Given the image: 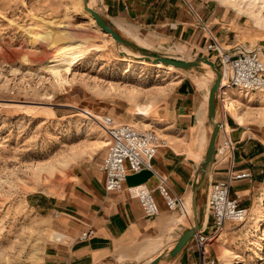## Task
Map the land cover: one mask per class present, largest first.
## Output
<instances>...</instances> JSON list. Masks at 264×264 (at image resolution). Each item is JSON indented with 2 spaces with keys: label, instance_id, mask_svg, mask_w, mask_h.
<instances>
[{
  "label": "rangeland",
  "instance_id": "rangeland-1",
  "mask_svg": "<svg viewBox=\"0 0 264 264\" xmlns=\"http://www.w3.org/2000/svg\"><path fill=\"white\" fill-rule=\"evenodd\" d=\"M215 1L235 18L220 26L228 33L221 47L231 52L241 46L255 49L264 61V0ZM83 2L0 0V264H48L46 248L58 231L53 204L71 189L78 165L100 160L105 153L107 137L98 120L110 116L115 123L162 135L163 113L177 73H183L171 66L136 62L142 55L173 57L175 51H148L118 31L133 47L117 44L99 29ZM91 7L97 12L96 0ZM77 41L85 44L86 56L75 59L67 71L60 60L56 77L46 61L49 66L62 59L63 55L54 57L55 50ZM203 55L220 73L216 54L204 49ZM209 67L202 65L193 74L198 86L208 89L216 78L210 77ZM223 92L228 95L225 109L246 129L264 127V95L244 97L230 88ZM218 100L217 124L224 114ZM226 118L233 119L227 113ZM224 145L218 130L215 151L220 147V157L226 156L221 163L229 161ZM244 182L250 188L245 220L225 222L207 243L206 255L215 264H264V179ZM208 186L202 191L205 200ZM176 215L185 227L193 225L189 213L188 219Z\"/></svg>",
  "mask_w": 264,
  "mask_h": 264
},
{
  "label": "crops",
  "instance_id": "crops-1",
  "mask_svg": "<svg viewBox=\"0 0 264 264\" xmlns=\"http://www.w3.org/2000/svg\"><path fill=\"white\" fill-rule=\"evenodd\" d=\"M96 2L97 13L103 20L115 31L124 32L139 47L148 51L172 49L175 56L171 58L185 61L204 58L203 50L211 37L220 44L225 43L228 33L223 34L224 29L220 26L235 21L233 13L215 0ZM231 42L235 43L236 40ZM232 46L234 49L237 45ZM199 68L178 69L183 73H177L170 105L163 113L165 128L159 135L166 146L160 147L151 161L153 170L165 178L169 188L186 202V206H191L201 155L205 143L209 141L207 104L210 88L200 87L196 83L193 74ZM226 96L223 92V103ZM222 111L234 119L226 118L225 121L231 142L229 161L227 159V162L221 163L226 156L220 157V151L216 154L217 161L211 165L204 188L228 173L249 172L251 179L234 182L230 189L233 196H239L240 206L246 208L249 200L245 197L249 196L250 188L248 182L244 181L255 184L264 179V127L246 129L243 126L245 123L240 122V118L237 121L229 109L224 107ZM101 159L78 165L71 189L53 204L57 207L54 218L58 238L54 234L57 239L46 248L48 264H148L162 251L171 250L179 236L192 227L174 223L176 214H181L179 211H167L158 197L159 213L148 218L138 201L130 197L125 189L119 192L105 191ZM138 184L154 189L157 179L151 171L144 169L137 174L127 175L124 188ZM204 188L197 193L195 205L199 213L200 232L210 234L213 225L202 196ZM190 206L188 213L192 217ZM89 231L92 234L83 238L82 235ZM171 235L172 243L167 246ZM160 243H164L160 251L148 254L149 248ZM199 263L200 253L195 240L191 239L173 258L162 259L157 264Z\"/></svg>",
  "mask_w": 264,
  "mask_h": 264
},
{
  "label": "built area",
  "instance_id": "built-area-1",
  "mask_svg": "<svg viewBox=\"0 0 264 264\" xmlns=\"http://www.w3.org/2000/svg\"><path fill=\"white\" fill-rule=\"evenodd\" d=\"M205 51L216 54L221 78L225 75L224 88L237 90L244 97L249 94L264 95V61L258 50L240 48L231 52L223 49L217 40L211 37ZM225 117L226 113L223 114L224 120ZM223 119L218 123V130L223 133L226 147L230 150L229 131H226V122ZM98 122L107 137L105 153L100 163L105 191L119 192L125 189L130 197L138 201L143 214L148 218L159 213L156 197L160 198L167 211H179L181 215L187 216L186 202L173 193L165 178L154 171L151 165L157 150L166 146L164 139L150 129H139L127 123H115L110 116H103ZM144 169L151 171L157 179L154 189L143 184L124 188L127 175L137 174ZM249 179H251L249 172H231L209 184L206 205L210 211L214 232L209 235L199 230L193 236L200 253L199 264H215V259L206 256L205 246L215 233L221 230L225 222L241 223L245 220L247 209L240 206L238 195L230 196V189L234 182ZM91 234L92 231H89L82 237L86 238Z\"/></svg>",
  "mask_w": 264,
  "mask_h": 264
},
{
  "label": "water",
  "instance_id": "water-1",
  "mask_svg": "<svg viewBox=\"0 0 264 264\" xmlns=\"http://www.w3.org/2000/svg\"><path fill=\"white\" fill-rule=\"evenodd\" d=\"M87 1L88 0H84L83 2L84 9L87 12H89V14L92 16L97 26L103 31V33L109 35L117 44L133 47V44L122 39L121 36L117 33V31H115L112 27H110L94 9L88 8ZM141 57L145 59V61L152 64H156L159 62L162 65L165 66L170 65L176 69H181V70H191L194 68L201 67L202 64H207L208 66H210L211 70L215 73L216 76L213 85L209 89L208 104H207V123L211 133L209 136V141L205 151V155L203 161L200 164L198 176L195 180V185L192 192L191 203H192L193 225L191 228H189L179 236V238L175 242L174 247L171 250L167 251L165 254L158 255L157 257H155V259H153V261L148 263V264H157L162 259L173 258L180 251V249L193 238L195 233L201 229V225L199 223V213L197 212L195 205V197L197 193L200 190H202L205 186L207 176L210 172L211 165L214 162V158L216 154L215 143L218 135V124L217 122H215L216 107H217L216 92L220 83L221 75L211 62L203 58H198L191 61H185V60H180L166 56H153L151 58L149 55H142Z\"/></svg>",
  "mask_w": 264,
  "mask_h": 264
},
{
  "label": "bare ground",
  "instance_id": "bare-ground-1",
  "mask_svg": "<svg viewBox=\"0 0 264 264\" xmlns=\"http://www.w3.org/2000/svg\"><path fill=\"white\" fill-rule=\"evenodd\" d=\"M92 2H94V0H88L87 1V7L88 8H90V9H92V7H91V4H92ZM93 6V5H92ZM94 9V8H93ZM89 13V12H88ZM92 17V16H91ZM255 19V18H254ZM94 20V19H93ZM256 23H260L259 21H260V18H256ZM100 29V28H99ZM37 35V34H36ZM36 35L35 34H33V36L34 37H36ZM110 37V36H109ZM111 38V37H110ZM38 39V38H37ZM40 39V38H39ZM112 39V38H111ZM113 40V39H112ZM79 41V40H78ZM76 42V43H74V44H67V45H64V46H61L60 48H57L56 50H55V52L53 53L54 54V57H58L59 58V56L61 55H63L62 56V59H59V60H56V61H54V62H52L49 66H48V64H49V62H47L46 61V68L47 69H50V71H52V73H53V75H55L56 77H59L60 76V73H59V69L61 68V62H60V64L58 63L60 60L61 61H64V63H62L63 65H65V70L67 71V70H69L70 69V67L72 66V64H73V61L75 60V59H81V58H83L84 56H86V54H87V49H85V44L83 43V42ZM114 41V40H113ZM123 49V48H122ZM125 51H127V50H122V52H124L125 53ZM131 54H129L128 56H130ZM135 57V56H134ZM126 58V57H125ZM78 59V60H79ZM127 59H129V58H127ZM129 60H132V59H129ZM52 61V60H51ZM134 61V60H133ZM136 62H138V63H141V64H144V65H146V63H149V62H147V61H145L143 58H141L140 60H138V61H136ZM75 63V62H74ZM157 64H161V63H156V64H154V65H157ZM202 65H204V66H208L207 64H202ZM58 66H60V68L58 67ZM170 65H168V66H165V67H169ZM171 67H173V66H171ZM174 68V67H173ZM210 68V67H209ZM209 72H210V77H212L215 73L210 69L209 70ZM222 80H223V82H222ZM224 83V84H223ZM225 85H226V82H225V75L220 79V83H219V86H218V88H217V92H216V94H217V100H218V102H220V104H221V107H222V109H224V103L222 102V100H221V97H222V94H223V90H225ZM209 94V93H208ZM148 112V111H147ZM218 117V116H217ZM215 122H216V116H215ZM102 128V127H101ZM226 131H227V126H226ZM207 143H208V141L205 143V146H204V149H203V152H202V155H201V159L200 160H202L203 161V153H205V149H206V146H207ZM227 149V147H226V145H224L223 147H222V150H226ZM219 151H220V149H218V151L216 152V154L217 153H219ZM221 152V151H220ZM216 154H215V156H216ZM203 157V158H202ZM201 161V162H202ZM210 181V180H209ZM263 200V199H262ZM191 201H192V199H191ZM264 201V200H263ZM191 204V206H190V210H191V213H192V203H190ZM207 215V214H206ZM187 217V216H186ZM188 218V217H187ZM192 218H193V214H192ZM207 218V217H206ZM192 221V220H191ZM177 222H179V223H181L179 220H177V219H174V223H177ZM57 237V236H56ZM163 246H164V243H160V244H158V245H155V246H153V247H151V248H149L148 249V254H154V253H157L158 251H160L162 248H163ZM166 252H161L160 254H165ZM159 254V255H160ZM155 259V258H154ZM153 261V260H152ZM150 263V262H149Z\"/></svg>",
  "mask_w": 264,
  "mask_h": 264
}]
</instances>
